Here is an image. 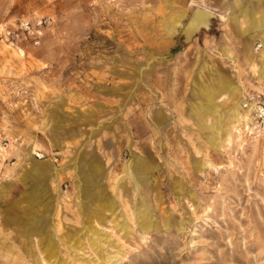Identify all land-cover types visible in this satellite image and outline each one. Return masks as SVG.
<instances>
[{"label":"rangeland","instance_id":"1","mask_svg":"<svg viewBox=\"0 0 264 264\" xmlns=\"http://www.w3.org/2000/svg\"><path fill=\"white\" fill-rule=\"evenodd\" d=\"M208 1L0 0V264H264V43H185Z\"/></svg>","mask_w":264,"mask_h":264},{"label":"crops","instance_id":"2","mask_svg":"<svg viewBox=\"0 0 264 264\" xmlns=\"http://www.w3.org/2000/svg\"><path fill=\"white\" fill-rule=\"evenodd\" d=\"M198 6L218 15L224 31L229 33L227 40L244 51L247 46L264 43V0H209Z\"/></svg>","mask_w":264,"mask_h":264},{"label":"bare ground","instance_id":"3","mask_svg":"<svg viewBox=\"0 0 264 264\" xmlns=\"http://www.w3.org/2000/svg\"><path fill=\"white\" fill-rule=\"evenodd\" d=\"M199 7V6H198ZM205 12L201 11H192L189 13L186 17V22L182 23L181 19L176 22L177 23V30L176 32L182 34L185 38L186 43L193 42L195 35L201 31V29L208 30L209 29V20L211 18V14L216 15L214 12L209 11L203 7L200 6ZM259 48V47H258ZM242 107V109H241ZM240 106H236L234 111L232 112V118L235 122L238 124L241 123L243 119L246 118V115L244 114L243 105L241 103Z\"/></svg>","mask_w":264,"mask_h":264},{"label":"built area","instance_id":"4","mask_svg":"<svg viewBox=\"0 0 264 264\" xmlns=\"http://www.w3.org/2000/svg\"><path fill=\"white\" fill-rule=\"evenodd\" d=\"M32 33L30 31V27H29V24L28 22H24L21 26L20 29L16 30V31H13L11 29L9 30H4L0 36V38H6L7 40H13V41H20L21 40V36L24 34V33ZM38 43V42H36ZM260 47V45L258 46ZM247 102L245 103V107L247 108L249 106V104H251L253 101H254V97H250L248 98V100H246ZM256 115L257 117L261 118L264 120V107L263 106H258L257 109H256Z\"/></svg>","mask_w":264,"mask_h":264},{"label":"water","instance_id":"5","mask_svg":"<svg viewBox=\"0 0 264 264\" xmlns=\"http://www.w3.org/2000/svg\"><path fill=\"white\" fill-rule=\"evenodd\" d=\"M193 11H194V12H195V11L205 12V11H204L202 8H200V7H195ZM205 13H207V12H205ZM216 19H217V16L211 14V18H210V20H209V24H210L209 29H208V30H205L204 28L201 29V31H200L199 33H197L195 36H197L198 34H200L203 30H205V31H209V30L211 29V26H212V22H213V20H216ZM182 37H183L184 42H185V38H184L183 35H182ZM185 43H186V42H185Z\"/></svg>","mask_w":264,"mask_h":264}]
</instances>
